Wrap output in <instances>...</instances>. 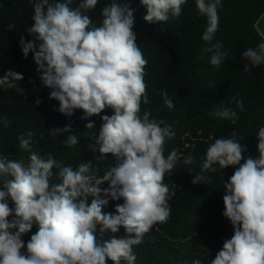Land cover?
Instances as JSON below:
<instances>
[{
	"label": "clouds",
	"instance_id": "1",
	"mask_svg": "<svg viewBox=\"0 0 264 264\" xmlns=\"http://www.w3.org/2000/svg\"><path fill=\"white\" fill-rule=\"evenodd\" d=\"M146 8L143 19L149 23L166 21L181 13L187 0H139ZM32 5V37L18 43L26 58L32 52L36 71L43 85L50 89L49 98L58 101V112L71 116L82 109V119L100 114L110 108L111 115H101L102 121L95 137L100 154H112L117 163L104 174L93 176L90 163L81 162L75 168L54 160L51 155L41 157L29 151L32 133L19 138V147L29 151L27 162L6 160L0 156V264H135L132 246L157 222L169 216L170 191L163 176L175 166L177 152L163 155L165 138L174 133L163 120L141 115V100L149 102L145 92L144 66L147 61L138 47L133 31V10L128 4L111 0L101 9L99 25H92L86 11L97 0H29ZM197 15L206 18L201 39L208 53V63L219 66L225 53L219 41L213 42L218 27L217 9L221 0H194ZM8 29L13 25L9 24ZM249 65L264 64V42L243 53ZM198 59H204L203 55ZM22 74L8 69L0 75V88H13L22 93L18 82ZM169 110L172 100L160 93ZM235 100L237 108L243 105ZM40 101L37 100L36 103ZM209 115L235 123L237 113L231 107L213 109ZM7 124V120L3 121ZM93 128L91 120L85 125ZM70 125L50 128L49 134L69 133L64 143L76 145L77 136L69 132ZM236 133L216 138L204 153L200 171L192 183L204 181V170L215 171L237 166L223 182L222 216L232 226V235L208 264H264V126L255 136L257 158L246 157L241 163L244 145ZM93 150H95V147ZM185 164L193 163V156H184ZM57 169L59 182L50 185L52 169ZM192 173V169H188ZM107 182V187L101 185ZM122 199L115 205V213L101 211L109 200ZM9 200L12 207H9ZM36 231L27 242L21 239L33 225ZM105 230L116 233L122 226L125 236L96 239ZM132 234V235H127ZM24 249L22 252L21 249ZM192 264H202L194 259Z\"/></svg>",
	"mask_w": 264,
	"mask_h": 264
},
{
	"label": "trees",
	"instance_id": "2",
	"mask_svg": "<svg viewBox=\"0 0 264 264\" xmlns=\"http://www.w3.org/2000/svg\"><path fill=\"white\" fill-rule=\"evenodd\" d=\"M111 0H97L96 5L86 11L92 25H99L101 9ZM133 10V31L136 43L147 63L144 66L147 104L141 100L140 110L149 112V118L163 120L174 133L165 138L163 155L175 149L177 162L173 169L163 176L171 193L168 200L169 216L164 222H157L140 242L132 246L135 264H192L200 259L202 264L215 257L225 239L232 235L230 222L222 216L224 195L223 182L227 181L237 166L221 169L212 165L215 171L204 170V181L192 183L193 176L200 171L204 153L216 138H227L235 131V138L244 145V158H257L256 132L264 126V64L249 65L242 53L264 42V37L255 27L264 13V0H221L218 7V27L213 42L219 41L220 51L225 53L219 66L208 63V53H202L205 42L201 39L206 27V18L197 15L194 0H187L181 6V13L166 21L149 23L143 19L146 8L139 0H116ZM79 0H72L70 7H76ZM33 14L29 0H0V75L8 69L22 74L18 82L22 93L13 88H0V156L6 160L27 162L29 151L47 158L62 161L75 168L79 163H90L93 176L103 175L117 163L112 154H100L95 137L102 121L101 115H111L105 108L100 114L81 118L82 109H75L71 116L58 112V101L49 98L50 89L43 85L36 71V64L30 51L25 58L20 50L19 39L25 42L32 37L26 32L31 27ZM12 24V29L8 25ZM203 55L204 59H198ZM161 91L173 102L169 110L163 104ZM242 102L237 108L235 100ZM39 100V103L36 101ZM231 107L237 113L235 123L209 115L213 109ZM7 120V124L3 121ZM93 128H86L88 121ZM70 125L69 132L77 136V144L71 147L64 141L69 133L49 134L50 128ZM32 133L30 149L19 147V138ZM95 150H93V147ZM193 156L192 164L183 162L184 156ZM193 171L189 173L188 169ZM50 185L58 183L57 169H52ZM101 187H107L104 182ZM122 199L109 200L101 211L115 213V205ZM9 207L12 202L9 200ZM34 224L28 233L22 235L25 242L36 231ZM122 226L118 232H99L96 239L107 240L112 236H125ZM132 235V234H127ZM23 252L24 249L22 248ZM106 264H112L106 258ZM121 264H125L122 260Z\"/></svg>",
	"mask_w": 264,
	"mask_h": 264
},
{
	"label": "rangeland",
	"instance_id": "3",
	"mask_svg": "<svg viewBox=\"0 0 264 264\" xmlns=\"http://www.w3.org/2000/svg\"><path fill=\"white\" fill-rule=\"evenodd\" d=\"M255 27L260 32V34L264 37V13L257 20Z\"/></svg>",
	"mask_w": 264,
	"mask_h": 264
}]
</instances>
